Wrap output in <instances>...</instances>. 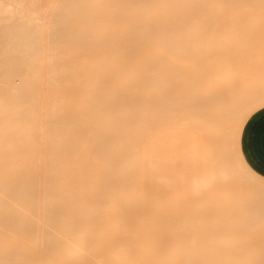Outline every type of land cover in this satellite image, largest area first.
<instances>
[{
    "label": "bare ground",
    "instance_id": "1",
    "mask_svg": "<svg viewBox=\"0 0 264 264\" xmlns=\"http://www.w3.org/2000/svg\"><path fill=\"white\" fill-rule=\"evenodd\" d=\"M46 1L0 0L1 38L20 22L43 28L26 40L30 30L19 24L23 33H8L19 40L0 41V264H264V238L240 236L241 229H264L261 174H255L257 204L238 208L243 216L227 217L220 238H208L206 216L189 211L170 217L183 205L138 215L144 196L177 204L152 191L141 172L145 146L155 135L190 127L217 142L208 103L167 111L149 101L146 93L153 95L173 71L159 65L174 63L160 59L214 58L207 66L199 62L198 70L239 79L247 90L263 89L258 99L247 96L245 123L264 107L263 65L260 78L253 81L252 74L264 50L251 39L264 33V0H66L71 13L65 1L61 11L72 17L65 10L60 26L51 24L59 21L60 1L57 13H49L53 20L45 14L53 5L44 12ZM48 27L55 32H44ZM97 43L105 46L97 49ZM223 198L212 195L208 206ZM163 227L182 231L175 247L163 248L160 234L149 232ZM255 231L249 235H264ZM254 243L261 246L243 247Z\"/></svg>",
    "mask_w": 264,
    "mask_h": 264
},
{
    "label": "rangeland",
    "instance_id": "2",
    "mask_svg": "<svg viewBox=\"0 0 264 264\" xmlns=\"http://www.w3.org/2000/svg\"><path fill=\"white\" fill-rule=\"evenodd\" d=\"M52 1L47 0L46 2H48V3L42 4V5H44L43 8L46 10L44 12H47L48 10H50V7L53 5V7H51L52 9L50 11H48V14L45 13L48 16H50L51 13H54V10L58 6L59 7L57 8V12L59 11L58 9H60V11H61V9L63 7L66 8L68 6L66 4H68V3L72 4V2L70 0L69 1L71 3L69 1H67L68 3H66V0H58V1H60V3H59L60 5H57L58 2L56 0L54 1V3ZM62 1L63 2L65 1V4H63L64 6L61 8V6H62L61 2ZM49 2H51V3H49ZM55 2H57L56 8H54ZM73 2H74V0H73ZM53 8H54V10H53ZM69 8L71 9L70 6H69ZM69 8H68V10L70 11ZM64 11L58 12V13H62V15L61 14L60 15L63 17V19L61 18V16L57 12H55V13H57L58 18L60 17L62 20L59 18V21L57 23H55L56 21H52L54 15H55V13H54L53 16H50V17H52V20L49 19L50 23L52 21L51 24L54 23L53 25H55V24H58L59 26H60V24L63 25V22H65L67 20V17L66 16L64 17V15H63ZM66 12H67V10H66ZM67 13L65 15L68 16V14L71 13V11L68 14ZM44 15H43V18H44ZM69 17H72V14H69ZM56 19H57V17H56ZM73 19H75V18H73ZM60 20L62 21V23L60 22ZM40 21H42V20H40ZM46 21H47V19H46ZM68 21H69V19H68ZM43 22H45V20L40 22V23L42 24ZM71 22H73V24H74L75 21L72 20ZM71 22H69V23H71ZM28 23H30V24L28 25L27 22L26 23L20 22L17 24L18 27L13 28V26H11V27H8L9 29L7 28L6 30L8 31V33H10V31L22 32V27L26 24V26L28 25L29 27L27 28L25 26L26 29H24V31L27 32L30 30L27 33L25 32L27 34V36L30 34H33L34 32L36 34H38V30L40 31V33H42L43 28L39 29V27H37V26L33 27V23H35V22H28ZM19 24H22L23 26L20 25V27H19ZM31 24H32V26H31ZM261 24H262L261 22L257 23L258 26L260 25L259 28L260 27L262 28L264 26V24H263V26H261ZM44 25H45V23H44ZM48 25L50 27V24H48ZM245 26H247V25H245ZM49 27L45 28L46 30H44V32L47 30H48V32L49 31L55 32L56 28L51 27L52 29H55V30L51 31L50 30L51 28L49 29ZM249 28L256 30L255 28H257V26L253 25V27L250 26ZM34 29L36 31H34ZM242 29H243V27H242ZM2 30L5 33L6 30L5 29H2ZM31 31H33V33ZM256 31H258V28ZM261 31L263 33L264 29ZM0 32H1V30H0ZM259 32H260V30H259ZM7 34L6 35L3 34V38H1L2 36H0V38H1L0 41L2 39L5 40L6 38H8V39H6L5 41L14 40V39L19 40L20 39V38H17L18 36H15L14 34H10L12 36V38H10L11 36L9 34L8 35ZM13 35L16 38L15 37L13 38ZM259 35H261V37ZM262 35H264V33L261 34V32H260V34H259L257 32V35L252 36L251 39L253 41H256L255 43L259 44L257 46L260 47L262 50H264V37ZM19 37H20V35H19ZM23 37H22V39L25 40L26 38H29V37L31 39L32 38L35 39V37H37V36L31 37V35H30L28 37H25V39ZM247 37H248V35H247ZM245 39H246V37H245ZM109 45H111V46L114 45V41H112ZM94 46L97 49L98 48L101 49L105 46V44L104 43H97ZM87 47H89V46H87ZM261 49H259V50H261ZM85 52H88V53H86V56L88 55L89 57L92 55L93 56L102 55L101 53H93L91 51L90 52L85 51ZM85 52L84 53L80 52V54L84 55ZM258 52L260 53V51H258ZM76 55H79V53ZM168 57L169 58L160 59V62L165 63V62L171 61L174 64H170V65L164 64V65H159V66L168 67V68L172 69L173 71L163 77V80H165V81H163L164 85L161 87H157L156 90L153 91V93H154L153 95H150L149 93H146V95L148 96L149 101H152L151 102L152 104L160 105V106L164 105V107L167 109V111H169V109H173L172 107H174L173 110H176L177 107H181V109H184L186 106H196L197 107L202 103H208L211 106V109H212L211 112L213 115L216 116L213 119L215 120V126L217 127V132H218V134L216 135L217 142L215 145L212 144L208 139H206L200 132H198L197 130L190 128V127H172V128L167 129V130H186V131L192 132L198 138L202 139L205 142V144L207 145V147L209 149L210 155H211L212 168H211V172L208 176L206 184L203 186V188L200 191L204 190L206 188V185L208 184V182L210 180H212L213 178H214V183L209 188V190L207 192H205V190H204L202 193H199L200 192L199 191L198 193H196L192 197L185 198V199H177V204H174V205L172 203H169L168 201L162 199V198L157 197V196H144L142 199V205L138 206L139 207L138 215H146L147 214V215L151 216V215L155 214V216H156L158 211L162 208H169V207H172L175 205H177V206L183 205L184 209L182 211H180L176 214H170L169 213L170 217H174L175 215L177 216V215L182 214V213H188L189 211H192L194 214H200L202 216H206L209 218V220H208L209 227L206 230L207 231L206 233L209 234V237L206 234H204L202 237H204V236H207L208 238L219 237V235H218L219 233H221V232L225 233L226 232V229L224 228V226H225V224L228 223V221H230V219L227 217L243 216V212L239 211L238 208L244 209L246 207V205L249 203H250V206H254L255 204H257L256 198L253 196V193L256 194V189L258 188L257 183H259V181H257V180L259 178L257 179V177L255 176V174H257V173L254 172L252 169H251V172H248L249 167H248V169L245 168V166L247 167L248 164L245 162V160L243 158V155L241 152V147H240V140H241L242 129H243V126L245 124V123H243V120H244V116H245L244 111L246 109L245 104L247 101V96L251 94V97L253 96V97H255V99L256 98L258 99L260 97V96L258 97V95H261V93L263 92V89H260V87L257 85H253V86L249 87V90H247L244 88V85H242V82L239 79H236L234 81H231V79L223 80V79H219V78H221L219 76V74L218 75L217 74L208 75V73L205 70H202V69L198 70L199 69L198 67H200L199 66L200 64H198L199 62L204 61L207 64H204L203 66H207L208 63H210V62L216 63L217 60L214 58L203 60L200 57H192V58H186L185 56H180L178 58H175L172 56H168ZM258 59H259V61H258L259 64L256 63V60L253 61L255 64H257V68L254 67L255 66L254 63L252 64V62H251L252 69H253V67L255 68L254 70H252L253 78H255V79H253V81L260 78V76H259L260 74L261 75L264 74V71L262 73H260V71L264 70L263 68L260 67L262 65L264 67V57L260 56V58L258 57ZM122 60L123 61H129L128 58H122ZM190 62L196 63V64H191V66H187L190 64ZM175 63H178V64H175ZM159 66H156V67H159ZM259 68H261L260 71H259ZM192 72H196V73L194 74ZM258 73H260V74H258ZM249 76H250V74H249ZM188 78H197L198 80H196L195 82H191V81L189 82ZM250 78H252V76H250ZM261 78L259 79L260 81L264 80V77L262 79ZM209 79H211V82L213 81L212 84H211ZM259 80H257V81H259ZM188 83H190V84H188ZM259 83H261V82H259ZM262 85H264V84H262ZM262 85L260 84L261 88H264V87H262ZM233 94H236V95L238 94V96L234 97ZM166 162L170 166L171 178L172 179L174 178L175 179L174 183H176L175 185H178V178L180 175L177 172L179 170V167L177 165H175L174 161H172V160H167ZM188 162H189V165H190L192 171L195 173L198 172V170L200 168L199 166L202 162V159H200L199 153L194 148L193 149L191 148L188 151ZM223 171H225L227 174L226 178H225L226 180L221 178V175H222L221 173ZM249 174L251 176L252 175L254 176V181L249 182L248 180H246L247 176ZM250 192L252 193V195H250ZM221 193H223V196L225 195V198H223V200L218 199V201L215 202V204H214V208L209 207L208 206L209 205V199L212 198V195L221 194ZM179 196L182 197L181 194H179ZM257 198H258V196H257ZM222 201H224V203ZM218 209L221 210L222 212H218ZM219 217H223L224 220L218 219ZM213 222H214V224H213ZM216 223H218L219 225H215ZM252 223H255L257 225L259 224L255 220H252ZM260 223L264 224V219H260ZM155 230H159V232H156ZM253 231L257 232V234H264L263 228L252 229V230L245 228V229L240 230V232H241L240 236L242 238H244V240L251 241V242L256 241L258 238H261V239L264 238V235H261V236L249 235V233L253 232ZM149 232H154L156 234L155 236H158V233L160 234L159 238L163 241V244H162L163 248L175 247L176 246L175 243L180 241L181 238H183V236L181 235L182 231H180L179 229H172V228H168V227H165V228L163 227L160 229H149ZM200 239H203V238H200ZM108 246H111V245L108 244ZM108 246L107 245H99L98 247H100L102 249L103 247H108ZM259 246H261V245H259V244L257 245L255 243L252 245H250V244L243 245V247H251V248H255V247H259Z\"/></svg>",
    "mask_w": 264,
    "mask_h": 264
},
{
    "label": "crops",
    "instance_id": "3",
    "mask_svg": "<svg viewBox=\"0 0 264 264\" xmlns=\"http://www.w3.org/2000/svg\"><path fill=\"white\" fill-rule=\"evenodd\" d=\"M250 117L242 129L241 152L248 166L264 177V107ZM191 148L202 159L196 173L188 162V151ZM167 160L174 161L179 167L178 185L171 178ZM211 168L212 159L207 145L186 130H166L157 134L145 146L141 160V172L146 185L160 196L175 200L189 198L198 193L206 184Z\"/></svg>",
    "mask_w": 264,
    "mask_h": 264
}]
</instances>
